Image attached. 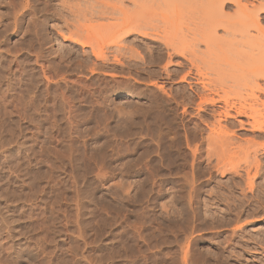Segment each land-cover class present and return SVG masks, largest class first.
Wrapping results in <instances>:
<instances>
[{"label":"rangeland","instance_id":"rangeland-1","mask_svg":"<svg viewBox=\"0 0 264 264\" xmlns=\"http://www.w3.org/2000/svg\"><path fill=\"white\" fill-rule=\"evenodd\" d=\"M27 2L29 7H36V14H29L28 9L19 12V32L16 34L13 33L12 20L16 11L14 7L20 8L25 0H0V30L3 31L0 41L5 43L0 50L4 59L0 63V264H86L87 252L92 254L91 259L94 257L92 261L96 264H172L174 260L173 264H179L177 256L180 247L184 246H188L197 264L207 258L210 264L212 257L224 249L230 253L227 255L228 264H264L263 155L257 153L263 169L258 178L253 179L250 191L246 187L247 181L242 180L244 177L241 179L231 172H216L212 166L216 164L218 150L215 156L214 146H210V152L206 148L208 146L205 147L206 143L202 144L200 164L196 165L194 174L198 190L193 194L190 206L189 187L184 179L190 168L188 163L182 161L183 156L187 155L186 151L172 144V135L162 142L161 149L154 144L157 143L160 129L166 128V131L170 124L171 127L175 126L172 114L166 115L165 122L159 118L155 121L151 132L154 143L149 139L146 115L149 99L158 100L155 97L158 91L150 85L157 82L181 104V107L177 105L179 117L182 108H187L186 117L191 115L192 119L189 128L200 125L206 129L204 123H208V126L215 124L216 117L212 114L218 111V106H206L202 111H197L199 100L187 83L180 81V77L189 72L187 81L193 83L194 79L200 77L199 80L211 89L210 94L207 92L210 98H227L229 103H243L248 102L249 96L245 85L255 76H252L254 71L259 76L260 70L257 68L261 65L255 66L252 61L235 58L229 39L224 38L226 42L222 44L207 41L209 29L203 24L202 15L197 10L177 12L170 9L167 13L163 9V12L156 10L153 13L155 16L151 13L152 17L146 15L143 17L145 22L143 19V23L140 22L144 30L147 29V37L134 33L124 38L121 33L124 30H118L113 25L123 22L122 18L125 17V22L130 19L135 22L134 18L128 17L137 13L130 0ZM121 8L123 10H119ZM93 12L102 14L98 13L99 17ZM147 17L150 19L147 20ZM69 33L83 42H89L86 41L83 47L72 45L63 39V35ZM217 33L224 36L221 28ZM157 35L161 38L167 36L176 44L185 45V53L192 63L171 55ZM115 43H119L122 52L117 50ZM89 45L100 47L107 54L105 57L109 62L100 61L106 65L104 68L98 69L96 66L97 69L91 72L93 63H98L99 67L101 63L95 61ZM5 50L11 54L6 52L9 56L5 57ZM39 50L43 51L47 60L45 66L60 63L61 67H69L67 73L72 74L71 78L81 77L89 88L92 86L91 91H97L94 97L74 104L76 115L80 113L75 118L79 124L78 133L70 135L67 132L62 112L54 113L51 108L45 112L42 109L44 104L51 105L59 91L53 83L45 81L34 64V52ZM14 54L19 66L13 62ZM114 55L121 65L114 62ZM168 61H171L170 64H167ZM166 64L167 70L173 73L170 79L162 80L165 78L163 67ZM21 69L30 76H22ZM22 78L16 90L9 92L7 85L11 82L8 79ZM55 81L57 79L54 78L52 82ZM245 81L247 84H242ZM27 83L32 90L26 88ZM259 83L262 86L264 81L260 80ZM21 84L25 85L21 87ZM194 86L196 89L193 91L200 93L199 85ZM59 88L63 89L64 85L60 84ZM36 96L34 105L32 100ZM261 98L264 100V96ZM220 103L218 105L222 106V101ZM241 120L246 121L244 118ZM221 124L227 126L226 121ZM233 132L236 134L232 140L234 146L231 144L233 148L228 149H234V152L226 154L233 156L236 153L234 161L229 156L227 160L222 159L226 163L229 159L231 164L244 165L243 162L253 155L250 147L253 146V149L263 143L264 137L250 132L248 126L245 129L237 126ZM208 133L209 130L205 131L203 136ZM249 139L255 145L245 142ZM235 145L240 146L239 149H235ZM152 149L157 154L150 156ZM206 154L212 155L209 166L211 176L205 173L209 165ZM245 155L249 157L246 159ZM158 156H163L162 163ZM103 162L107 173L100 178L96 171ZM191 208L197 211L194 220H191ZM177 223L179 227H176ZM124 247L128 250H124ZM99 256L101 259H98Z\"/></svg>","mask_w":264,"mask_h":264},{"label":"bare ground","instance_id":"bare-ground-1","mask_svg":"<svg viewBox=\"0 0 264 264\" xmlns=\"http://www.w3.org/2000/svg\"><path fill=\"white\" fill-rule=\"evenodd\" d=\"M28 1V0H27ZM25 0V3L19 8L14 10L15 13L13 20V33L17 34L18 31V25H19V21H20V17L18 16L19 12H22L24 9H28L27 12L29 14H33V16L36 14V7L34 8L32 5V7L28 6V2ZM134 6L136 7L137 13L133 14L131 16V14L128 16L129 18L132 17L135 19V22L133 19H130V21L125 22L126 21V17L125 14L124 17L122 18L124 19L123 22H119L118 24L115 23L116 25H113L114 27L116 26L119 29L124 30L123 32H121L122 36H124V38L129 37V35L131 34H139L142 36H146L147 37V29L146 31L144 30V25L141 24L140 22H142L143 17L146 15L150 16L151 13L153 14L154 12L156 13V10H161L165 13H167V10H177V12L180 10V12H182V10H186V11H192V10H197L201 13L202 15V22L203 24L209 29V33L207 34V38L206 40L209 41L211 44L212 43H216V44H222L224 42H226V39H229V44L232 45L233 47V54L235 56V58L237 59H241L242 61L244 60H249L252 61L255 66L257 65H261L259 68H257L259 71V76H257V72L254 71L255 75L253 76L252 80H246V81H250V83L248 85L246 81L242 84H244L248 89V93L249 96L248 98V102H243V103H229L226 99L221 98L220 100L222 101V106H219L218 104H221L220 100L214 99V98H210L209 95L207 94V92H211V89H209V86H206V84H204L202 81L198 79H194L195 82L190 83L189 81H187V79L190 76V73L188 72L187 74L183 75L180 77V81L182 82H186L188 85V88L192 91V93L198 98L199 103L197 104V111H202L204 108H206V106H210V107H216L218 106V111H213L212 116L216 117L215 118V124L214 125H210L211 127L208 126V123H204V127L206 129L209 130L208 135L205 137L203 136L205 134V131L208 132V130L201 128L200 125L198 126H194L193 128H189V124L190 122H192L191 119V115L186 117V115H188V111L186 107L182 108V111L180 113V117L177 114V107L181 104L176 102L174 99V97L171 98V95H169L170 93H167L164 86L162 85H158L157 82H153L150 85L153 86L158 92V96L156 95L155 97H157V102H155L154 98H150L149 99V105L147 107V111H146V115H147V123H148V130L150 132V141L152 143H154V138H153V133H151L153 131V128L155 127V121L159 118L161 119L162 122H165V117L167 114H172L173 117V121L175 126L171 127V124H167L169 126H167V130L165 131L160 129L159 131V138L157 140L156 144L157 149H161L162 147V142L169 136L172 135V139L171 142L172 144H174V146L178 149H184L186 151V156H183L182 161L186 163H188L189 168H190V172L189 174H187L184 179L186 181V183L188 184L187 187H189V191H188V202L190 203V206L192 205V199H193V194H195L197 187L195 185L194 182V174L196 171V165L198 166V164H200V160H201V146L202 144L206 143L205 147L207 149H210V146H214L212 147V149H216L218 150L216 152H213L214 155L215 153H217L216 155V164H214L212 167H214L213 169L216 170V172H221V174H224L225 172H231L233 174H236L237 177H241L242 180L245 179V181H247V185L249 190H252V185H253V179H257L260 172L263 169V166H261L262 162L261 160L258 159L257 153L260 152V155H263L264 157V142L260 143L257 145V147L253 148V146H251V150L253 155H251V159L249 160V156L246 158V161L243 162L244 165H239V163H229L231 160L234 161V157L235 154H231V156L227 153H233L234 149L230 150L228 149L231 144L232 146H234V140L233 138H236V134L235 132H233V129L236 128L237 126L240 129H245L246 126H248L250 128V132L254 133V134H258V137L263 138L264 137V100L260 99V96H264V84L261 86V84L259 83L260 80L264 81V0H130ZM13 3V2H12ZM33 3V2H32ZM96 3V1H95ZM122 3V2H121ZM40 4V3H39ZM46 5V3H44ZM99 4V2H98ZM16 5V4H15ZM14 5V6H15ZM13 7V5H12ZM17 7V6H16ZM48 7V6H47ZM46 8V7H45ZM44 8V9H45ZM43 9V10H44ZM49 9V8H48ZM163 9V10H162ZM13 10V11H14ZM119 10H123V8L119 9ZM155 10V11H153ZM170 10V11H171ZM225 10H228L229 12H225ZM160 11V12H161ZM25 12V11H24ZM45 13V11H43ZM123 13V11H120ZM93 12L94 15H97L100 17V14H102L101 12ZM125 13V12H124ZM123 13V14H124ZM49 14V12H48ZM105 14V13H104ZM103 14V15H104ZM111 13H109L110 15ZM150 14V15H149ZM101 15V16H103ZM107 15V13H106ZM154 15V14H153ZM22 16V15H21ZM26 16V15H25ZM44 16V15H43ZM134 16V17H133ZM155 16V15H154ZM98 17V18H99ZM104 17V16H103ZM111 17V16H109ZM108 17V18H109ZM127 17V19L129 20V18ZM144 17V18H145ZM152 17V15L150 16ZM150 17H147V20L150 19ZM93 18V17H92ZM116 18V17H115ZM101 19V18H100ZM107 19V18H106ZM141 19V20H140ZM34 20V18H33ZM121 20V19H120ZM132 20V22H131ZM145 19H143V22ZM22 22V21H21ZM108 22V21H107ZM134 22V23H133ZM142 22V23H143ZM66 23V22H65ZM136 23V24H135ZM1 24V23H0ZM67 24V23H66ZM146 25V23H145ZM1 27V26H0ZM151 27V26H150ZM124 28V29H123ZM221 28L223 29L224 32V36H219L217 33V30ZM11 29V28H10ZM151 30V29H150ZM12 31V30H11ZM152 31H154V29H152ZM153 35L156 36L155 32ZM6 32V31H5ZM19 32V31H18ZM150 32V31H149ZM1 34H3V31L0 30V38H1ZM70 34V33H69ZM95 34V32H94ZM93 34V35H94ZM120 34V33H119ZM63 35V39L67 40L69 42L72 43V45H78V46H85V42H89L88 40H86L85 42H83L82 40H80L79 38L77 39V37L75 38L74 35ZM92 35V36H93ZM152 35V34H151ZM152 35V36H153ZM165 35V34H164ZM89 35H87L88 37ZM158 36V35H157ZM86 37V38H87ZM151 37V36H150ZM159 37V36H158ZM162 36H160L159 38H161ZM167 36L161 38L162 43L166 46V48H168L171 51V55H176V56H180L182 59H184V61L188 62V63H192V59L187 57V54L185 53V45L183 44H176L175 41H172V39H168L166 38ZM85 38V39H86ZM155 38V37H154ZM226 38V39H224ZM94 39V38H93ZM92 39V40H93ZM157 39V38H156ZM90 40V39H89ZM93 42V41H90ZM175 42V43H174ZM31 43V42H30ZM4 42L0 41V50L2 51L1 47L4 46ZM39 44V43H38ZM87 44V43H86ZM91 44V43H90ZM97 44V43H96ZM34 45V44H33ZM116 48H118L117 50H120V46L119 43H115ZM31 46V45H30ZM87 46V45H86ZM90 48L92 49L91 53L95 59L96 62H100L102 61V63H108L109 60L105 57V55L107 56V54H105L100 47L96 48L95 46L93 47L92 45H89ZM164 46V47H165ZM235 46V47H234ZM15 47V46H14ZM25 47V46H24ZM37 47V46H36ZM93 47V48H92ZM98 47V46H97ZM105 47V46H104ZM122 47V46H121ZM28 48V46H27ZM31 48V47H30ZM29 48V49H30ZM124 49V47H122ZM235 48V49H234ZM11 49V48H10ZM28 49V50H29ZM33 50V48H31ZM105 49V48H104ZM13 50V49H12ZM109 50V49H108ZM115 50V51H117ZM131 50V48L129 49ZM121 51V50H120ZM169 51V52H170ZM232 51V50H231ZM5 52V57L9 56L8 54L10 53L9 50L8 51H3ZM8 54H7V53ZM29 52V51H28ZM122 52V51H121ZM124 52V51H123ZM134 52V51H133ZM133 52L131 55H133ZM18 53V51H17ZM36 53V55L34 56V64L36 65V67L38 66L40 73L42 74L43 78L45 79V81H49L48 83H53V85H55L57 87V90L59 92H56L57 94L54 95V99L51 103V105H47L44 104V106L42 107L39 102L37 103L38 105H40L42 107V109H44V111L46 112V110L48 108L53 109L56 113L58 112H62L63 113V118L67 124V132H69L70 135H72V133H78V121H75L76 118V112L77 110L74 107L75 102H83L86 98L88 100V97L92 96L94 97V93L97 92L96 90L91 91V87L89 88L86 84L88 83H84L85 80H81L79 77L76 78H71V75H69L67 72L69 71L68 68L69 67H61V64L59 63L56 66H53L49 63V65L46 64V66L44 65V62H47L46 58L43 55V51L39 50V52H34ZM120 53V52H117ZM11 54V53H10ZM16 54V52H15ZM14 54L13 59H14V63L18 65V60H17V56ZM19 54V53H18ZM29 54V53H28ZM135 54V53H134ZM137 54V53H136ZM232 54V56H233ZM13 55V52H12ZM32 55V54H30ZM118 55V54H117ZM130 55V54H129ZM169 55V54H168ZM28 56V55H27ZM46 56V55H45ZM134 56H138V55H134ZM3 56L0 53V63L4 62V59L2 58ZM4 57V58H5ZM24 57V56H23ZM123 57V56H122ZM170 57V55H169ZM190 57V56H189ZM32 58V57H31ZM234 58V57H233ZM11 59V60H13ZM170 59V58H169ZM7 60V59H6ZM9 60V59H8ZM24 60V59H23ZM54 60V59H53ZM113 60L115 63H118L119 65H121V61L117 58V56H113ZM128 60V59H127ZM91 61V60H90ZM93 61V60H92ZM12 62V61H11ZM26 62V61H25ZM49 62V61H48ZM63 62V61H61ZM113 62V63H114ZM171 61H168L167 64H170ZM20 63V62H19ZM28 63V62H27ZM101 63V62H100ZM100 65V67L95 63H93V68L91 69V72H94L97 68L101 69L104 68L106 65L102 64ZM21 64V63H20ZM53 64V63H52ZM117 64V65H118ZM167 64L163 67L164 70V75L165 78H162V80L164 79H170L172 76V73L170 71L167 70ZM104 65V66H103ZM111 65V63L109 64ZM113 65V64H112ZM116 65V64H115ZM193 65V64H192ZM191 65V66H192ZM19 66V65H18ZM90 66V65H89ZM88 66V67H89ZM97 66V68H95ZM28 67V66H27ZM18 68V67H17ZM19 68H22L21 66ZM73 68V67H72ZM80 68V67H79ZM83 68V67H82ZM23 69V68H22ZM21 69V70H22ZM25 69V68H24ZM20 70V71H21ZM120 70V69H119ZM257 70V71H258ZM10 71V70H9ZM18 70V72H20ZM27 72V70H26ZM115 72V71H114ZM15 73V71L13 72ZM55 73V74H54ZM71 73V72H69ZM78 73V72H76ZM116 73V72H115ZM253 73V72H252ZM19 74V73H18ZM22 76H25V74L27 75V73H25V70H22V72L20 73ZM30 74V73H29ZM28 74V75H29ZM99 74V73H98ZM199 74V72L197 73ZM196 74V75H197ZM10 75V74H9ZM20 75V76H21ZM40 75V74H39ZM79 75V74H78ZM174 75V74H173ZM250 75V74H249ZM13 76V75H12ZM19 76V78H20ZM30 76V75H29ZM54 76V77H53ZM83 76V75H82ZM94 76V75H93ZM200 76V75H199ZM75 77V76H74ZM84 77V76H83ZM95 77V76H94ZM10 78V77H9ZM13 78V77H11ZM57 79V81L52 82L53 79ZM84 79V78H83ZM93 79V78H92ZM112 79V78H111ZM251 79V78H250ZM11 80V81H10ZM23 80L22 79H8L9 81V85L8 86V91L9 92H14V90H16V86L18 84V81L21 82ZM26 80V79H24ZM29 80V79H28ZM27 80V81H28ZM30 80H34V79H30ZM92 81V80H91ZM26 82V81H25ZM32 83V81H30ZM34 82V81H33ZM22 83V82H21ZM24 83V82H23ZM95 83V82H94ZM33 84V83H32ZM60 84L64 85V88L61 89ZM193 84V85H192ZM241 84V86H243ZM25 85V84H24ZM23 84H21V87L24 86ZM96 85V84H95ZM194 85H199L200 87V93L193 91L196 89V87ZM239 85V83H238ZM48 86V84H47ZM20 87V88H21ZM49 87H51V85H49ZM48 87V88H49ZM98 87V86H96ZM244 87V86H243ZM19 88V86L17 87ZM26 88H30V86H28V83L26 84ZM32 88V87H31ZM30 88V89H31ZM50 89V88H49ZM48 89V90H49ZM32 90V89H31ZM155 90V91H156ZM199 90V88H198ZM215 90V89H214ZM24 91H28L27 89H24ZM46 91V89H45ZM99 91V90H98ZM213 91V90H212ZM23 92V91H21ZM34 92V91H33ZM26 93V92H25ZM37 93V92H36ZM213 93V92H212ZM24 94V92H23ZM210 94V93H209ZM35 95V92L34 94ZM97 95V94H96ZM100 95V94H99ZM151 95V94H150ZM149 95V96H150ZM155 95V94H154ZM30 96V95H29ZM173 96V95H172ZM25 97V96H24ZM97 97V96H96ZM153 97V96H152ZM193 97V96H191ZM37 96L35 97L34 100H32L34 102L35 105V101H36ZM99 98V97H98ZM174 98V99H173ZM190 98V97H189ZM188 98V99H189ZM156 99V98H155ZM191 99V98H190ZM189 99V100H190ZM91 100V99H90ZM39 101V100H38ZM41 101V100H40ZM45 101V100H44ZM96 101V100H93ZM178 101V100H177ZM32 102V103H33ZM46 102V101H45ZM28 103V102H27ZM42 103V102H41ZM44 103V102H43ZM82 104V103H81ZM79 104V105H81ZM33 104V108L35 107ZM174 105V106H173ZM178 105V106H177ZM49 106V107H46ZM40 107V108H41ZM25 108V106H24ZM31 108V106H30ZM83 108V107H80ZM37 109V108H34ZM98 110V109H97ZM26 112V111H25ZM28 112V111H27ZM38 112V110H37ZM44 112V113H45ZM79 112V111H78ZM41 113H43L41 111ZM158 113V114H157ZM22 114V113H21ZM35 114V113H34ZM49 113H47L48 115ZM80 113H78L79 116ZM23 115V114H22ZM46 115V114H45ZM25 116V115H23ZM54 116V115H53ZM52 116V117H53ZM60 116V115H59ZM77 116V117H78ZM175 116V117H174ZM170 117V116H169ZM22 118V117H21ZM36 118V117H35ZM246 119L245 122H243L241 119ZM43 120V119H42ZM78 120V118L76 119ZM227 120H231V122H227ZM54 121V120H53ZM224 121H226L227 126H223L221 124V122L223 123ZM55 122V121H54ZM168 123V122H167ZM166 124V123H165ZM54 125H56L54 123ZM228 126L232 129V131L228 128ZM175 127V128H173ZM79 135V134H78ZM71 137V136H70ZM69 137V138H70ZM238 138V137H237ZM248 139V138H247ZM233 140V141H232ZM74 141V140H73ZM252 141V140H251ZM69 142V141H68ZM248 145L251 143L250 139L245 141ZM236 143V142H235ZM238 144V143H236ZM241 144V143H240ZM244 144V143H243ZM252 145H255V143H251ZM70 145V144H69ZM204 146V145H203ZM247 146V145H246ZM181 147V148H180ZM239 149L240 146L235 145V149ZM243 147V145H242ZM70 148V147H69ZM77 148V147H76ZM150 148V147H149ZM233 148V147H230ZM210 149L209 151L211 152ZM71 149H69L70 151ZM230 150V151H229ZM249 150V149H248ZM30 151V150H29ZM102 151V150H101ZM206 151V149H205ZM208 151V150H207ZM238 151V150H237ZM241 151V150H239ZM247 151V150H246ZM71 152V151H70ZM149 152V151H148ZM160 152V151H159ZM180 152V151H179ZM209 152V153H210ZM93 153V152H92ZM95 153V152H94ZM154 151L153 149L150 150V156L151 154H153ZM157 154V151L155 152ZM154 153V154H155ZM204 153V152H203ZM209 155L208 152H205ZM212 153V154H213ZM99 154V153H96ZM104 154V153H102ZM149 154V153H148ZM161 153H159L160 155ZM206 154V155H207ZM207 155V156H208ZM154 156V155H152ZM206 156V161L209 162L208 167H206L207 172L205 170V173H207L206 176H211V172H210V168L209 166L212 164L211 163V157L212 156L210 154V156H208L207 158ZM230 158H229V157ZM160 162H163V156L160 157ZM214 157V156H213ZM228 157V161L227 163L230 164V166L226 163V161H224L222 158H226ZM261 157V156H259ZM227 160V158H226ZM153 161V159H152ZM205 161V162H206ZM231 161V162H232ZM159 162V163H160ZM183 162V163H184ZM160 163V164H161ZM176 163V162H175ZM99 164V163H98ZM107 164V163H106ZM208 164V163H207ZM264 164V163H263ZM162 165V164H161ZM148 166V165H147ZM186 166V165H185ZM161 167V166H160ZM140 169V168H139ZM175 169V168H174ZM146 170V169H145ZM183 170V169H182ZM199 170V169H198ZM106 165L105 162L101 163L96 171V175L97 177L103 178L106 175ZM149 171V170H148ZM252 171V172H251ZM154 172V171H153ZM214 172V170H213ZM215 172V173H216ZM243 172V175H241V173ZM156 173V172H155ZM198 173V172H197ZM204 173V174H205ZM253 173V174H252ZM252 174V175H251ZM153 175V174H152ZM197 175V174H196ZM155 176V175H154ZM157 176V175H156ZM196 177V176H195ZM200 177V176H198ZM152 178V177H151ZM205 179V178H204ZM120 182V181H119ZM151 182V181H150ZM155 182V180H154ZM200 182V181H199ZM185 183V184H186ZM242 183V182H241ZM121 184V183H120ZM119 184V186H120ZM123 184V183H122ZM124 185V184H123ZM121 185V186H123ZM153 185V184H152ZM199 185V184H198ZM118 186V185H117ZM129 186V185H128ZM159 187V186H158ZM161 187V186H160ZM201 187V185H200ZM203 187V186H202ZM255 187V186H254ZM121 188V187H120ZM126 188V187H125ZM236 188V187H235ZM234 188V189H235ZM240 188V187H239ZM123 189V188H122ZM161 189V188H160ZM233 189V188H232ZM244 189V188H243ZM240 190V189H239ZM119 191V190H118ZM159 191V190H158ZM124 192V191H123ZM200 192V191H199ZM242 191H240L241 194ZM122 193V192H121ZM148 193V192H147ZM162 193V192H161ZM246 193V192H245ZM118 194V193H117ZM263 194V193H262ZM128 195V194H127ZM179 196V195H178ZM196 196V195H195ZM241 196V195H240ZM253 196V195H252ZM127 197V196H126ZM180 198V197H179ZM124 200V199H123ZM227 202V201H226ZM228 203V202H227ZM188 204V203H187ZM188 206V205H187ZM231 206V205H230ZM154 208V207H153ZM229 208V207H228ZM232 208V207H231ZM243 208V207H242ZM191 220L194 218H197V211L194 208H191ZM235 214V213H234ZM230 215V214H229ZM238 215V214H237ZM199 218V216H198ZM231 218V217H230ZM153 219V218H152ZM242 219V218H241ZM117 222V221H116ZM174 222V221H173ZM172 222V224H173ZM213 222V221H212ZM190 223V222H189ZM145 224V223H144ZM168 224V223H167ZM180 224V223H179ZM186 224V223H185ZM123 225V224H122ZM130 225V224H129ZM134 225V224H133ZM160 225V224H159ZM165 225V224H164ZM178 225V223L176 224ZM171 226V225H170ZM175 226V225H174ZM173 226V229L175 228ZM241 226V225H240ZM145 227V226H144ZM176 227H179L176 226ZM184 227V226H183ZM124 228V227H123ZM133 228V227H132ZM162 228V227H161ZM191 228V227H190ZM195 228V227H194ZM234 228V227H233ZM125 229V228H124ZM150 229V228H149ZM123 230V229H122ZM142 230V229H141ZM144 230V229H143ZM202 230V229H201ZM213 230V229H212ZM239 230V229H238ZM121 231V230H120ZM185 231V230H184ZM218 231V230H217ZM194 232V231H193ZM207 232V231H206ZM226 232V231H225ZM145 233V232H144ZM173 233V232H172ZM201 233V232H200ZM192 234V233H191ZM199 234V233H198ZM131 235V234H130ZM185 235V234H184ZM186 236V235H185ZM233 236V235H232ZM121 237V236H120ZM182 238V237H181ZM199 238V237H198ZM211 238V237H210ZM93 239V238H92ZM190 239V238H189ZM91 240V239H90ZM89 240V241H90ZM132 240V239H131ZM184 240V238H183ZM211 240V239H210ZM213 240V239H212ZM107 242V241H106ZM177 242V241H176ZM226 242V241H225ZM92 243V242H89ZM95 244V243H94ZM126 244V243H125ZM143 244V243H142ZM88 245V244H87ZM112 245V244H111ZM119 245V244H118ZM187 245V244H186ZM125 246V245H124ZM228 246V245H227ZM128 247V246H127ZM126 247V248H127ZM130 247V246H129ZM128 247V248H129ZM222 247V246H221ZM93 248V247H92ZM125 247L123 248L124 250L126 249ZM145 248V247H144ZM86 250V248H85ZM128 250V249H126ZM109 251V250H108ZM130 251V250H129ZM198 251V250H197ZM203 251V250H202ZM209 251V250H208ZM131 252V251H130ZM150 252V251H149ZM220 252V251H219ZM119 253V252H118ZM127 253V252H126ZM193 253V252H192ZM202 253V252H201ZM102 254V253H101ZM199 254V253H198ZM230 254L227 251L222 250L221 253H217L215 254L214 257H212L211 262H209L210 264H228V260H227V255ZM92 255V254H91ZM91 255L87 252L86 254V264H96V262H93L92 259L94 257H92L91 259ZM117 255V254H116ZM174 256V255H173ZM211 256V255H210ZM258 256V255H257ZM97 257V256H96ZM117 257V256H116ZM140 257V256H139ZM171 257V256H170ZM178 260L180 261L179 264H197L194 260V255L191 254V252L188 249V246H184V247H180L179 249V256ZM246 257V256H245ZM100 258V256L98 257V259ZM110 258V257H109ZM134 258V257H133ZM144 258V257H143ZM148 258V257H147ZM203 258H205L203 256ZM97 259V258H96ZM101 259V258H100ZM208 259V258H207ZM207 259H203L201 264H208L207 263ZM116 260V259H115ZM132 260V259H131ZM163 260V259H162ZM174 260V259H173ZM172 260V261H173ZM134 261V260H133ZM139 261V260H138ZM145 261V260H143ZM175 261V260H174ZM174 261L172 262V264L174 263ZM234 261V260H233ZM140 262V261H139ZM150 262V261H149ZM160 262V261H159ZM257 262V261H256ZM146 263V262H145ZM144 263V264H145ZM260 263V262H259ZM99 264V263H98ZM156 264V263H155ZM169 264V263H168ZM176 264V263H175ZM200 264V263H199Z\"/></svg>","mask_w":264,"mask_h":264}]
</instances>
